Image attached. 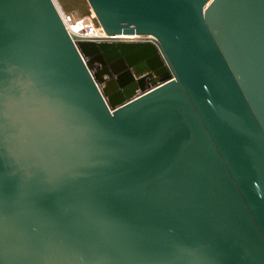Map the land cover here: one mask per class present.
I'll use <instances>...</instances> for the list:
<instances>
[{
    "label": "water",
    "instance_id": "water-1",
    "mask_svg": "<svg viewBox=\"0 0 264 264\" xmlns=\"http://www.w3.org/2000/svg\"><path fill=\"white\" fill-rule=\"evenodd\" d=\"M89 2L0 0V264H264V0Z\"/></svg>",
    "mask_w": 264,
    "mask_h": 264
},
{
    "label": "rangeland",
    "instance_id": "rangeland-1",
    "mask_svg": "<svg viewBox=\"0 0 264 264\" xmlns=\"http://www.w3.org/2000/svg\"><path fill=\"white\" fill-rule=\"evenodd\" d=\"M58 5L60 6V8L67 12V13H71L72 15L76 16V17H79V16H90L91 20L98 24L99 23V20H98V17L95 13V11L93 10L89 0H56ZM77 29H79L78 26H76L73 30L75 31ZM138 39H141L143 40V42H146L144 36H140ZM114 40H117V41H123L125 40L124 38H119V37H116L114 38ZM95 41H100V40H95ZM89 59V57H88ZM95 70V69H93ZM157 74V73H156ZM163 75H158V78L160 79L161 77H163L164 79H160V83L164 82L165 80L168 79V77H171V73L170 72H163ZM104 78H107V74L103 76ZM140 81V80H139ZM154 88V87H152ZM150 88V85L147 86L145 84H143V80L141 79V82H139L138 84V89H137V93H140V92H144V91H147L149 89H152ZM123 91H126V90H123ZM123 93V92H121Z\"/></svg>",
    "mask_w": 264,
    "mask_h": 264
},
{
    "label": "built area",
    "instance_id": "built-area-1",
    "mask_svg": "<svg viewBox=\"0 0 264 264\" xmlns=\"http://www.w3.org/2000/svg\"><path fill=\"white\" fill-rule=\"evenodd\" d=\"M62 18L68 28V30L75 34L78 38L87 39V40H102L109 38L110 36L104 30L100 23H94L90 16H79L76 17L71 13H67L61 9ZM76 26L75 32L72 31ZM118 36V35H117ZM116 36V37H117ZM146 38H154L153 36H146Z\"/></svg>",
    "mask_w": 264,
    "mask_h": 264
},
{
    "label": "bare ground",
    "instance_id": "bare-ground-1",
    "mask_svg": "<svg viewBox=\"0 0 264 264\" xmlns=\"http://www.w3.org/2000/svg\"><path fill=\"white\" fill-rule=\"evenodd\" d=\"M61 10V9H60ZM72 31L73 32H75L74 30H73V28H72ZM75 35V34H74ZM117 37H119V38H124L125 40H123V41H126V42H143V40H141V39H138L140 36L139 35H118ZM145 38V40L146 41H153L154 43V45L156 46V49H158V50H160V48H159V46H158V44L156 43V41L154 40V38L152 39V38H146V37H144ZM148 39V40H147ZM76 40V42H77V45L81 48V42H82V40H80V41H78L77 39H75ZM102 41V40H101ZM83 56H84V58H85V60L88 62V57L86 56V54L85 53H83ZM88 65H89V62H88ZM89 67L91 68V72L93 73V75H94V77H95V79H96V81H97V84L99 85V87L101 88V90H102V92H103V94H104V96H105V98L107 99L108 98V96L106 95V92H105V88H106V84H105V82H101V81H99V78L95 75V70H93V68L91 67V65H89ZM106 75V74H105ZM104 78V77H103ZM142 80H143V84H145V85H147V86H149L150 85V88H152V87H156V86H158V85H160V84H162V83H160V79L158 78V74H156L155 72H153V73H149V74H146V75H144L142 78H141ZM141 79H139L140 81L139 82H141ZM104 81H105V78H104ZM139 82H138V84H139ZM153 89V88H152ZM149 90H151V89H149ZM149 90H147V91H149ZM127 91V90H126ZM147 91H144V92H147ZM144 92H140V93H137L136 95H140V94H142V93H144ZM125 93V91L123 92V93H119V92H117V93H114L113 95L114 96H116V94H118L116 97H123L124 95H126V93ZM125 98V97H124ZM123 98V99H124Z\"/></svg>",
    "mask_w": 264,
    "mask_h": 264
}]
</instances>
